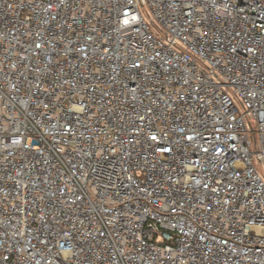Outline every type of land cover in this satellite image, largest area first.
Returning a JSON list of instances; mask_svg holds the SVG:
<instances>
[{"label":"built area","instance_id":"1","mask_svg":"<svg viewBox=\"0 0 264 264\" xmlns=\"http://www.w3.org/2000/svg\"><path fill=\"white\" fill-rule=\"evenodd\" d=\"M0 264H264V0H0Z\"/></svg>","mask_w":264,"mask_h":264},{"label":"snow or ice","instance_id":"2","mask_svg":"<svg viewBox=\"0 0 264 264\" xmlns=\"http://www.w3.org/2000/svg\"><path fill=\"white\" fill-rule=\"evenodd\" d=\"M153 139H155V137H153Z\"/></svg>","mask_w":264,"mask_h":264}]
</instances>
